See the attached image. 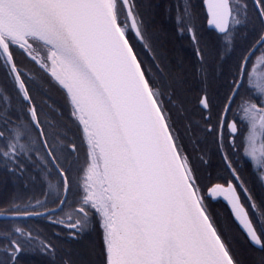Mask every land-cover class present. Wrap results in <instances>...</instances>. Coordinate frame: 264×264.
I'll list each match as a JSON object with an SVG mask.
<instances>
[{"label":"snow or ice","instance_id":"6c2138e0","mask_svg":"<svg viewBox=\"0 0 264 264\" xmlns=\"http://www.w3.org/2000/svg\"><path fill=\"white\" fill-rule=\"evenodd\" d=\"M0 187V264H264V0H0Z\"/></svg>","mask_w":264,"mask_h":264},{"label":"trees","instance_id":"16d2710c","mask_svg":"<svg viewBox=\"0 0 264 264\" xmlns=\"http://www.w3.org/2000/svg\"><path fill=\"white\" fill-rule=\"evenodd\" d=\"M219 173H220V169L215 166L206 169L205 174H204L205 181L211 184H215V183L223 184L224 183L223 179L218 178ZM4 195H6V192L3 190L2 187H0V197H3ZM215 199H217V203H218V207L215 209L216 214L218 215V217H220L222 222L231 226V221L229 220L228 207L226 206V201L223 200L222 197L215 198ZM3 223H4L3 221H0V224H3ZM27 223L31 225L34 229L40 230V232L43 234L42 236H38V239H42L43 236L50 235L52 231H55V229L48 227V225L43 219L39 221L32 220V221H28ZM40 259L41 258L38 256L34 258H30V264H39Z\"/></svg>","mask_w":264,"mask_h":264}]
</instances>
